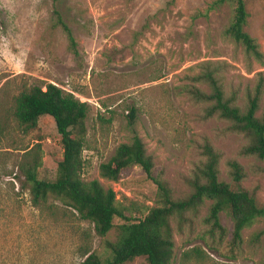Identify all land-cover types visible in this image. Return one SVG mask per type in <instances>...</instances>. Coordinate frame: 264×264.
<instances>
[{
    "label": "rangeland",
    "instance_id": "374dc122",
    "mask_svg": "<svg viewBox=\"0 0 264 264\" xmlns=\"http://www.w3.org/2000/svg\"><path fill=\"white\" fill-rule=\"evenodd\" d=\"M212 1L59 0L57 9L75 41L73 54L54 22L50 0H0V264H79L84 248L103 257L102 239L112 240L123 222L114 217L113 227L99 237L89 221L52 196L39 207L30 204L19 165L36 158L37 178L51 180L61 155L49 115L39 116L27 132L13 115L14 97L34 84L53 83L87 103L81 177L110 187L123 214L136 218L157 204L154 183L137 166L123 169L116 181L98 175L99 163L133 133L152 158V174L167 182L173 197L190 190L185 179L201 159L198 144L207 139L221 154L219 178L229 181L225 161L234 158L244 174L242 187L264 205V161L239 154L245 139L225 131L222 119H204L202 104L181 91L204 61L222 65L224 90L237 89L239 105L257 74L264 78V0H243L244 30L260 59L224 36L231 7ZM209 203L205 200L195 215L187 213L191 221L180 228L170 222L171 264H264V218L244 228L241 242L232 245L225 212L219 213L223 236L208 234L202 219ZM260 230L258 241L249 244ZM191 247L202 255L183 260ZM126 264L145 261L138 256Z\"/></svg>",
    "mask_w": 264,
    "mask_h": 264
},
{
    "label": "trees",
    "instance_id": "16d2710c",
    "mask_svg": "<svg viewBox=\"0 0 264 264\" xmlns=\"http://www.w3.org/2000/svg\"><path fill=\"white\" fill-rule=\"evenodd\" d=\"M59 0H50L54 22L64 31L69 49L77 54L71 30L62 20L57 9ZM227 4L231 7V18L223 29L224 36L240 45L246 55L260 59L261 53L254 39L244 30L247 11L243 0H213L211 5ZM197 72L187 77L181 91L195 103L202 104L204 119L217 117L226 121L225 131L241 135L245 142L238 153L250 155L264 161V78L258 73L252 87L245 88L243 104L237 101V89L225 92L219 72L221 64L209 61L196 65ZM88 105L57 85L44 82L34 84L19 92L13 101V115L23 132L37 124L41 115H49L54 122L61 155L56 161L51 180L36 176L38 159L20 164L19 168L27 183L29 201L39 207L52 196L71 208L82 220L92 224L94 233L103 237L113 227V218L123 220L117 225L114 238L102 239L107 254L101 257L95 252L82 249L79 264H126L134 257H143L145 264H171L173 240L170 222L177 228L190 223L187 213L195 215L205 200L210 203L203 222L210 235L223 236L224 228L219 222V213L225 212L231 221L230 243L241 242V231L264 218V205L257 203L253 192L241 185L243 171L240 164L229 158L225 161L229 181L219 178L220 152L209 140L198 144L200 161L185 179L189 191L181 197H173L170 188L160 176L152 174L153 161L146 153L141 138L133 133L127 142L119 143L113 153L98 165L99 177L116 181L121 171L137 166L156 188L157 204L149 207L139 217L123 214L110 187L104 188L97 179L84 181L81 177L84 145L85 116ZM134 109L130 108L127 118L132 122ZM264 171V167L262 168ZM263 231L253 232L249 244L258 241ZM211 249L208 241H204ZM197 247L183 251L182 259L201 256Z\"/></svg>",
    "mask_w": 264,
    "mask_h": 264
}]
</instances>
